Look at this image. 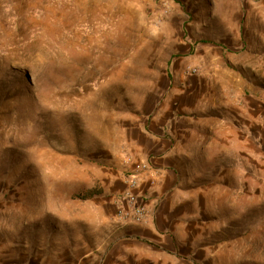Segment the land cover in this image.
<instances>
[{
  "label": "rangeland",
  "instance_id": "374dc122",
  "mask_svg": "<svg viewBox=\"0 0 264 264\" xmlns=\"http://www.w3.org/2000/svg\"><path fill=\"white\" fill-rule=\"evenodd\" d=\"M0 264H264V0H0Z\"/></svg>",
  "mask_w": 264,
  "mask_h": 264
},
{
  "label": "bare ground",
  "instance_id": "6f19581e",
  "mask_svg": "<svg viewBox=\"0 0 264 264\" xmlns=\"http://www.w3.org/2000/svg\"><path fill=\"white\" fill-rule=\"evenodd\" d=\"M131 214V213H130Z\"/></svg>",
  "mask_w": 264,
  "mask_h": 264
}]
</instances>
